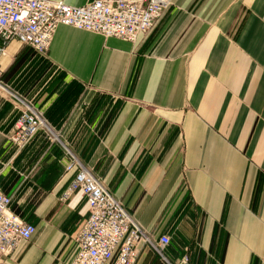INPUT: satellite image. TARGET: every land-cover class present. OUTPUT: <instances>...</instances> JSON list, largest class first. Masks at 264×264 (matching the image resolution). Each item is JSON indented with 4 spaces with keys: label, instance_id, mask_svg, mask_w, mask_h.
<instances>
[{
    "label": "crops",
    "instance_id": "1",
    "mask_svg": "<svg viewBox=\"0 0 264 264\" xmlns=\"http://www.w3.org/2000/svg\"><path fill=\"white\" fill-rule=\"evenodd\" d=\"M0 71L58 138L17 149L0 94V192L36 229L0 264L72 260L88 209L81 192L61 201L70 156L147 236L169 237V264H264V0H171L133 44L59 26L45 55L8 43ZM134 264L164 263L140 243Z\"/></svg>",
    "mask_w": 264,
    "mask_h": 264
},
{
    "label": "built area",
    "instance_id": "2",
    "mask_svg": "<svg viewBox=\"0 0 264 264\" xmlns=\"http://www.w3.org/2000/svg\"><path fill=\"white\" fill-rule=\"evenodd\" d=\"M170 5L171 0H94L81 7L48 0H0V55L12 41L45 55L59 26L133 44L139 35L152 29ZM0 94L7 96L19 112L8 136L17 149L28 145L40 131L49 139L58 140L41 111L30 100L9 90L1 80ZM70 157L71 162L65 170L68 172L76 167L77 173L61 201L66 202L74 192H81L88 217L74 238L76 250L68 264H134L140 243L157 253L164 264H169L163 256L170 244L169 237L162 235L154 240L147 236L100 180ZM10 203V198L0 192V258L10 256L20 243L28 242L36 232L35 227L10 211ZM178 264H190L189 255L184 254Z\"/></svg>",
    "mask_w": 264,
    "mask_h": 264
}]
</instances>
